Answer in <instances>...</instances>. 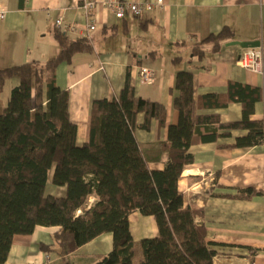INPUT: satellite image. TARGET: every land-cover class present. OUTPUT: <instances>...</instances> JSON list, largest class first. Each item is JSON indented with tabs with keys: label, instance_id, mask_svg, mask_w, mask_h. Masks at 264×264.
I'll return each mask as SVG.
<instances>
[{
	"label": "crops",
	"instance_id": "crops-1",
	"mask_svg": "<svg viewBox=\"0 0 264 264\" xmlns=\"http://www.w3.org/2000/svg\"><path fill=\"white\" fill-rule=\"evenodd\" d=\"M83 0H0L5 15L0 19V67L32 58L48 59L59 50L55 33L64 32L76 39V31H55L51 17L55 10H64L65 22L85 27L94 20L89 35L82 37L69 61H60L55 69V82L68 92V114L76 124L75 141H88L91 102L96 97L116 96L126 75L135 94L160 101L166 109L165 124L152 118L148 128L142 126L143 113L135 117L134 134L152 168L163 166L162 141L167 125L175 123L178 112L174 96L178 90L175 75L179 70L192 73L195 98L206 93H222L227 81L238 80L261 89V98L254 102L252 118L264 119V54L262 72L235 63L241 46L225 44L231 39H259L264 51V3L261 0H162L140 15L124 14L117 18L111 10L96 4L92 13L80 7ZM223 25L232 30L216 50L193 54L192 46ZM146 65L154 74L147 83L140 81L139 66ZM16 76V75H15ZM17 77V76H16ZM4 81L9 93L18 77ZM2 89V91H3ZM1 97L3 100L4 96ZM7 97V96H6ZM241 103L199 104L195 112L216 113L221 120L238 119ZM245 128L231 129L229 135L216 140L192 143V160L177 177L164 183V199L181 193L183 203L202 208L201 221L205 238L213 240L217 252L214 264H264V142L250 146L220 145L233 142ZM204 168L214 173L210 181ZM50 169L45 192L64 195L65 186L51 181ZM258 191L250 196H237L238 188ZM90 195L85 203L93 204ZM57 225H36L30 233L15 234L6 260L2 264H43L46 255L51 264H94L112 246V233L102 232L75 249L58 254L47 253L39 244L51 243ZM128 228L133 240V264L141 256L140 239L157 234L152 214L138 209L128 214Z\"/></svg>",
	"mask_w": 264,
	"mask_h": 264
},
{
	"label": "trees",
	"instance_id": "trees-1",
	"mask_svg": "<svg viewBox=\"0 0 264 264\" xmlns=\"http://www.w3.org/2000/svg\"><path fill=\"white\" fill-rule=\"evenodd\" d=\"M55 35L59 50L50 58L0 67V264L8 256L13 236L30 233L38 224L57 225L52 242L39 244L47 253H65L110 231L112 246L94 264H133L128 214L134 209L152 214L158 229L156 235L140 239L138 264H214L217 249L215 241L205 238L202 208L184 204L181 193L164 199V183L179 176L192 160V143L216 140L238 128L246 132L233 142L218 144L264 142V119L251 117L254 102L261 98L260 87L230 79L224 92L195 98L192 73L177 71L174 105L178 118L167 125L163 166L152 168L135 137V117L143 113L144 128L152 118L162 126L165 106L135 94L126 75L116 96L92 100L88 141L77 144L76 124L68 114V92L56 84L55 69L60 61H69L82 37ZM231 35L232 30L223 25L196 40L192 52L202 55L206 43L216 50ZM11 75L18 81L3 100L4 81ZM196 100L219 105L238 101L241 116L221 120L213 112L197 113ZM50 169L52 183L65 186L64 195L45 192ZM256 191L240 187L236 195L250 196ZM90 195L95 201L87 205Z\"/></svg>",
	"mask_w": 264,
	"mask_h": 264
},
{
	"label": "built area",
	"instance_id": "built-area-1",
	"mask_svg": "<svg viewBox=\"0 0 264 264\" xmlns=\"http://www.w3.org/2000/svg\"><path fill=\"white\" fill-rule=\"evenodd\" d=\"M264 3V0H261ZM100 4L105 8L111 10L113 15L117 18L123 17L124 14L129 13L132 15H140L144 11L150 9L154 4H162V0H83L80 4L81 9L85 14H90L93 12L95 5ZM64 10L57 9L54 11L51 17L52 27L55 31H76L80 37H87L89 35V29L94 27V20L90 19L85 27H76L72 22H65ZM5 15V8L0 5V19ZM263 48L262 46L253 47H242L238 56L235 58V63L247 67L253 71L262 72V60H263ZM154 71L152 68L146 65L139 66L140 81L142 83H147L149 79L153 76ZM209 176L208 178L212 182L215 179L214 173L208 168H204ZM43 264H51V260L46 255Z\"/></svg>",
	"mask_w": 264,
	"mask_h": 264
},
{
	"label": "water",
	"instance_id": "water-1",
	"mask_svg": "<svg viewBox=\"0 0 264 264\" xmlns=\"http://www.w3.org/2000/svg\"><path fill=\"white\" fill-rule=\"evenodd\" d=\"M225 44H238L241 47H253V46H258L260 45V40L259 39H231L225 42Z\"/></svg>",
	"mask_w": 264,
	"mask_h": 264
},
{
	"label": "rangeland",
	"instance_id": "rangeland-1",
	"mask_svg": "<svg viewBox=\"0 0 264 264\" xmlns=\"http://www.w3.org/2000/svg\"><path fill=\"white\" fill-rule=\"evenodd\" d=\"M13 77H16L15 75H13ZM17 78V77H16ZM12 84H14V83H12ZM8 86L9 85H6L5 84V88L3 89V91H2V96H4V98H6V96H7V92H8Z\"/></svg>",
	"mask_w": 264,
	"mask_h": 264
},
{
	"label": "clouds",
	"instance_id": "clouds-1",
	"mask_svg": "<svg viewBox=\"0 0 264 264\" xmlns=\"http://www.w3.org/2000/svg\"><path fill=\"white\" fill-rule=\"evenodd\" d=\"M247 47H250V46H247Z\"/></svg>",
	"mask_w": 264,
	"mask_h": 264
}]
</instances>
